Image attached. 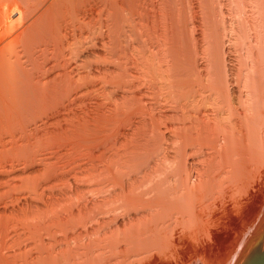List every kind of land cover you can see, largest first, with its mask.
<instances>
[{
	"label": "bare ground",
	"instance_id": "bare-ground-1",
	"mask_svg": "<svg viewBox=\"0 0 264 264\" xmlns=\"http://www.w3.org/2000/svg\"><path fill=\"white\" fill-rule=\"evenodd\" d=\"M264 235V0H0V264H243Z\"/></svg>",
	"mask_w": 264,
	"mask_h": 264
},
{
	"label": "water",
	"instance_id": "water-1",
	"mask_svg": "<svg viewBox=\"0 0 264 264\" xmlns=\"http://www.w3.org/2000/svg\"><path fill=\"white\" fill-rule=\"evenodd\" d=\"M255 251L256 256L244 259L243 264H264V235L261 236V240L257 244V248L254 249L253 253Z\"/></svg>",
	"mask_w": 264,
	"mask_h": 264
}]
</instances>
